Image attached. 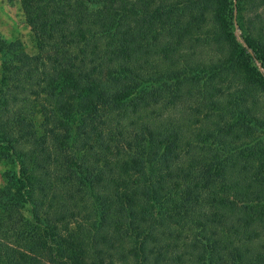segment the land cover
Wrapping results in <instances>:
<instances>
[{
	"label": "trees",
	"instance_id": "1",
	"mask_svg": "<svg viewBox=\"0 0 264 264\" xmlns=\"http://www.w3.org/2000/svg\"><path fill=\"white\" fill-rule=\"evenodd\" d=\"M18 1L0 264H264V0Z\"/></svg>",
	"mask_w": 264,
	"mask_h": 264
},
{
	"label": "rangeland",
	"instance_id": "2",
	"mask_svg": "<svg viewBox=\"0 0 264 264\" xmlns=\"http://www.w3.org/2000/svg\"><path fill=\"white\" fill-rule=\"evenodd\" d=\"M0 30L9 40H20L29 52H35L37 39L33 30L27 24L21 4L18 0H0ZM238 34L240 31H238ZM0 55V70H1ZM7 168L4 163H0V185L5 184L3 171Z\"/></svg>",
	"mask_w": 264,
	"mask_h": 264
}]
</instances>
